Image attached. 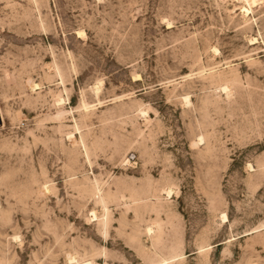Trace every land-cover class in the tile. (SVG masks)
Masks as SVG:
<instances>
[{"label":"rangeland","instance_id":"374dc122","mask_svg":"<svg viewBox=\"0 0 264 264\" xmlns=\"http://www.w3.org/2000/svg\"><path fill=\"white\" fill-rule=\"evenodd\" d=\"M249 4L0 0V264H264Z\"/></svg>","mask_w":264,"mask_h":264},{"label":"bare ground","instance_id":"6f19581e","mask_svg":"<svg viewBox=\"0 0 264 264\" xmlns=\"http://www.w3.org/2000/svg\"><path fill=\"white\" fill-rule=\"evenodd\" d=\"M249 1H250V0H249ZM256 1H257V0H251V4H249V5H252V3H253V4L256 3ZM248 11H250V10L247 9V8H242V9H241V13H242L243 15H245L246 13H248ZM245 16H246V15H245ZM79 35H80V34H79ZM254 41H255V38L251 39V42H254ZM95 90L97 91L98 88H96ZM225 216H226L225 214H222L221 219L227 220ZM80 264H91V263H80Z\"/></svg>","mask_w":264,"mask_h":264}]
</instances>
